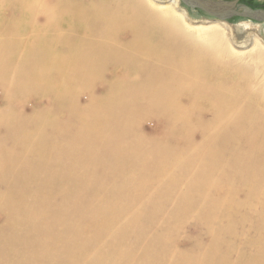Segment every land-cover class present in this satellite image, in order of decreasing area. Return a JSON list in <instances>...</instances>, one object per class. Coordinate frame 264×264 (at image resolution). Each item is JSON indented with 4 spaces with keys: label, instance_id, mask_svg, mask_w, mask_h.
Instances as JSON below:
<instances>
[{
    "label": "bare ground",
    "instance_id": "obj_1",
    "mask_svg": "<svg viewBox=\"0 0 264 264\" xmlns=\"http://www.w3.org/2000/svg\"><path fill=\"white\" fill-rule=\"evenodd\" d=\"M86 1L16 0L8 7L0 5V127L25 128L24 119L32 127L39 125L40 133L30 130L31 138L26 136L30 134L27 130L15 138L19 142H27L29 138L35 144L34 150L42 151L41 156L26 151L15 154L14 144L0 151L2 158L15 159L18 165L17 161L27 158L37 163L30 177L0 176V264H256L255 258L264 255V82L259 81L264 78L243 75L242 83L250 88L240 94L218 81L220 77H232L229 67H225L230 61L250 62L246 55L224 51L227 44L239 47L228 38L227 26L223 33L224 24L218 20L206 31L181 23L177 30L214 53L211 63L196 72L206 74L207 85L215 86L218 93L215 106L193 103L192 107L187 98H174L167 104L169 110L160 111L159 115L140 114L132 123L126 113L114 112L111 98L105 92L103 97L97 96L103 79L110 80L111 70L103 73L105 78L97 81V88L90 92H79L75 83L64 80L20 77L22 69L18 65L24 63V57H37L31 47L39 43L58 46L56 40L44 33L58 34L71 28L69 21L60 16L78 15V18L79 14L92 10L102 11ZM95 1L98 4L101 0ZM130 1L138 4L146 15H151L148 10H158L160 18L151 16L163 23L170 21V14L174 15L171 19L174 23L176 19L187 21L186 12L177 7L178 0H170L168 6L159 9H149L156 0ZM240 25L246 28L250 24ZM9 59L13 62L6 67ZM15 71H19L17 87L8 85ZM27 91L31 94L24 95ZM47 123L49 126L44 127ZM150 124L155 127L149 129ZM57 125L78 128L84 146L74 156L66 151L69 157L65 156L63 164L65 175L48 179L46 175L50 172L43 170L48 171L51 164L44 156L51 153L36 145L43 146L44 142L47 145V139L43 140L40 134L44 137L52 128H61ZM98 127L106 128L107 132L100 134ZM59 130L57 142H77L72 140L70 129ZM124 135L133 142L129 149L121 142ZM226 139L240 142L229 144ZM166 141L175 144L174 153L161 157L160 170L166 175L179 171L188 176L178 182L175 193L156 195L151 184L146 183L145 187V180L140 175L136 177V170L130 165L140 163L141 155L147 151L141 144ZM127 152L135 154L136 159ZM107 161L111 163L106 165ZM198 171L213 175L203 181L205 190L194 197L196 202L207 201L209 205L179 207L175 200L180 198V190L191 184L189 176ZM41 176L48 184L43 183L45 180H31ZM19 185L26 189L17 190ZM118 228L119 232L114 230ZM183 229L186 233L181 236ZM186 235L189 241L182 240ZM178 240H182L181 245ZM85 241L89 245H83ZM122 243H127V249L120 248ZM107 253L112 261L105 258Z\"/></svg>",
    "mask_w": 264,
    "mask_h": 264
},
{
    "label": "rangeland",
    "instance_id": "obj_2",
    "mask_svg": "<svg viewBox=\"0 0 264 264\" xmlns=\"http://www.w3.org/2000/svg\"><path fill=\"white\" fill-rule=\"evenodd\" d=\"M137 1L144 2V0ZM15 2L16 0H1L0 5L2 6L4 4L8 7V5H14ZM86 2L97 5L102 11L92 10V12L89 11L88 13L79 14L78 18V15L60 16L69 21L71 28L68 31H63L58 34L56 32L44 33L48 38L56 40L58 46H54L52 43H39L31 47L30 49H34L35 53L37 52V57L35 56L33 59L28 56L27 58L24 57V61H22L24 63H21L20 67L18 65V68L22 69V73L19 74V71H15L16 75L12 73L14 78L8 85L17 87L19 84L17 76L19 74L20 77L26 79H50L72 82L75 83L74 87L79 92H90V90L97 88L95 86L97 81H100L101 78H105L104 75L106 71L111 70L113 74L111 73L112 75L109 77L110 80L106 78L103 79V85L98 87L99 92L97 96L103 97V92H105L106 95L111 98V102L115 107L114 112L126 113L128 120L132 123L136 122L140 114L159 115L160 111L169 110L170 106H167V104L169 105V100L178 98H187L188 105L192 107L193 103L197 105L215 106L218 96L215 86L210 87L207 85L206 74L196 72L197 69L211 63L214 53L206 49L205 44L202 45V43L197 41L194 43L189 39L190 37L188 35V37H185L184 34L180 35L179 31H177L180 27V23L183 26L187 24L192 28H198L199 26L206 31L208 26H215V23H212L215 19L200 11L186 7L180 0H178L177 7L186 12L187 21L176 19L175 23L171 21L174 15H169V20L172 23H169L170 21L163 23L159 19L154 18V16L161 17L158 10H148V13L154 16L149 14L146 15V12H144L138 4L130 0H101L98 1V4L95 0H87ZM154 2L155 1L152 3ZM170 3V0H156L154 5H148L151 6L149 9L152 7H157L159 9L160 7L164 8L168 6ZM240 3L250 9L264 11V0H240ZM148 16L150 17L149 19ZM221 22L224 24L222 28H216H221L224 33V26H227L228 29H226L225 32H228V38L233 44L239 47L231 48V45L229 47V44H227L224 51L232 55L236 53H238L239 56L241 54L246 55V58H249V63H251H244L246 60L244 62L239 60L230 61L227 65L222 62L219 63L225 65L226 68L229 67V74H231L232 77H220L218 81L220 83L224 82L228 89L232 90L235 94H240L246 88H250V85L244 86L242 83L243 75H256L258 80L262 77L264 78V20L257 21L250 18L232 17ZM242 22H247L250 25L243 28L240 25ZM82 23L84 26L81 25ZM68 32H71V34L69 33L68 35ZM44 34L42 36H44ZM182 35L185 38L182 39ZM185 39H187V42ZM189 44H192L191 47ZM195 48L197 50L200 49V51H196ZM191 49L193 50L191 51ZM51 53H54L55 57L49 56ZM192 54H194L196 58ZM199 54L200 57L197 58ZM205 55L206 58L203 57ZM12 62L13 60L9 59L5 63V66L8 67ZM237 68H239V70H237ZM186 69L189 71L191 70V72ZM218 72L221 74V71ZM186 76L189 77V79H186ZM212 77L216 79V76L212 75ZM259 81L264 82V79ZM78 91L74 93L75 96L78 95ZM30 94L31 92L27 91L24 95ZM170 95L173 97L171 98ZM89 111L90 110L86 112L87 116ZM132 120H134V122ZM26 121L28 120H22V124L26 126L25 128H14L9 126L0 127V137L2 138V141H0V151H3L6 147L10 149L12 144H14L15 147L13 146L12 148L15 154L26 151L29 155L34 153V156H41L42 151L34 150L35 144L33 142L31 143L29 138L27 142H19L18 137L15 138L18 135L21 136L26 130L27 132L31 130V132L38 131L40 133L39 125H37L38 127L36 125L32 127L30 121ZM88 121L92 122L90 119H88ZM60 125H57V128L61 127ZM48 126L49 123L44 125V127ZM34 127L36 128L35 130L33 129ZM148 127L152 129L155 125L150 124ZM55 128L56 127H54V129ZM54 129L52 128L50 131L51 133L46 132L44 137L40 134L43 140L47 139V145L46 142L43 143V146L36 145L38 148H43L44 151L51 153L49 156H44L47 163L49 162L52 166H55L56 163L60 161V163H57L56 167L50 168V165V167H48L50 170H43V172H50L52 174L49 173L46 175L48 179L65 175L67 171L63 164L65 163V156L67 155L66 151H70V156H74L77 155L78 150H81L84 146V143L80 142L79 137L81 131L78 130V128H70L67 126L59 128L61 130L70 129V132H72V140H76V143L72 141L61 142L60 140V142H57L58 139L55 136L60 133V130L55 129L54 131ZM98 130L100 134H105L107 132V129L102 127H98ZM31 132L29 135L26 133V136L31 138ZM9 135L10 137L12 136V138H9ZM124 137V141L121 140V142L129 149V145L133 142L127 139V135H124ZM41 138L39 137L38 139ZM12 140H16L17 144ZM226 141L229 144L240 142L232 139H226ZM50 142L53 144L51 143V145H49ZM27 143L29 145H27ZM220 143L224 144L223 142ZM141 146L147 151L141 155V159H139L140 163L132 166L130 165V167L136 170L135 176H142L145 180V187L146 183L151 184L150 187L153 194L161 195L164 192L175 193L178 182L188 176V174L178 171L173 175H166L160 170L163 165L160 163L161 157L169 156L174 153L175 144L166 141L165 143H143ZM16 151L18 152L16 153ZM128 153L132 158H135V154L127 152V154ZM67 156L69 157V155ZM58 158H60V160H58ZM8 161L11 160L2 158L0 155V176H5L4 178L8 179L25 176L30 177L32 176V169L35 168V164L37 166V163L35 161L34 163L30 158L17 161L20 165L16 164L15 159L9 163ZM5 163L8 164L6 165ZM11 163L14 165L12 166ZM110 163L109 161L105 162L106 165ZM76 164L79 165V162L77 161ZM4 165H6V167H4ZM15 165L19 168L16 169ZM58 166L61 167L58 168ZM62 168L65 170L64 172ZM58 169L61 170L60 173ZM36 170L40 172L38 168ZM57 170L58 172H55ZM137 170H139V172ZM11 172H13V174ZM217 176L216 178L220 179V175ZM189 177L191 184H188L180 190L181 196L175 200V204L179 207L195 204L208 206L209 204H207V201L201 202L199 200L196 202L194 197L205 190L203 181L212 178L213 175L208 176L206 172L198 171ZM32 179L37 182H42L46 178L41 176L38 178H31V180ZM43 183L48 184L46 180ZM23 187L24 186L19 185L16 189L25 190L26 188ZM55 187L57 188V185H55ZM47 188L50 189V186L47 185ZM211 189L215 192L214 187ZM3 191H5V189H1V192ZM148 203L152 202H147L146 204ZM121 206H124V203H121ZM114 230L120 231L119 228ZM183 231H186V229L181 231V236H183ZM192 233L194 234L196 231ZM196 234L202 235L201 233ZM186 237L182 238V240L189 241V237L187 235ZM182 240H178L177 243L181 245ZM83 245L87 246L89 242L85 241ZM120 248L127 249V243L120 244ZM105 258L108 261L113 260L109 253L105 255ZM255 259L258 260L256 264H260L264 262V255L256 257Z\"/></svg>",
    "mask_w": 264,
    "mask_h": 264
},
{
    "label": "water",
    "instance_id": "obj_3",
    "mask_svg": "<svg viewBox=\"0 0 264 264\" xmlns=\"http://www.w3.org/2000/svg\"><path fill=\"white\" fill-rule=\"evenodd\" d=\"M186 7L200 11L215 20L224 21L231 17L264 20V11L250 9L240 0H180Z\"/></svg>",
    "mask_w": 264,
    "mask_h": 264
}]
</instances>
